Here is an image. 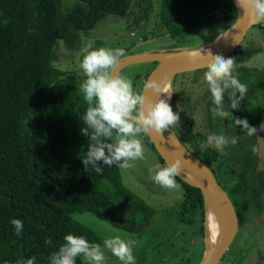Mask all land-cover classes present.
I'll return each instance as SVG.
<instances>
[{
    "label": "trees",
    "instance_id": "16d2710c",
    "mask_svg": "<svg viewBox=\"0 0 264 264\" xmlns=\"http://www.w3.org/2000/svg\"><path fill=\"white\" fill-rule=\"evenodd\" d=\"M66 1L0 0V264L26 262L33 256L35 264H51L50 257L68 234L100 244L93 229L73 218L75 211H90L132 232H142L154 214L143 198L123 185L117 165L101 162L102 173L85 171L82 158L90 136L82 134L88 104L80 85L87 77L55 65L56 49L61 39H69L68 32L86 36L106 15L129 14L133 0H70L65 5ZM171 11L177 14V23L168 22ZM215 13L225 19V29L236 18L231 0H159V17L172 34L196 28ZM248 55L250 49L239 45L227 58L240 64ZM151 69L145 72L143 84ZM191 103L184 97L183 110L191 111ZM182 118L170 131L214 172L218 150L214 146L200 149L210 133L191 131ZM262 121L264 108L253 127ZM176 178L183 187L176 215L190 224L198 215L203 238V196L197 187ZM234 205L242 226L248 220L242 210L247 204L234 201ZM12 219L23 222L19 235ZM76 264H83V256L76 258Z\"/></svg>",
    "mask_w": 264,
    "mask_h": 264
},
{
    "label": "rangeland",
    "instance_id": "374dc122",
    "mask_svg": "<svg viewBox=\"0 0 264 264\" xmlns=\"http://www.w3.org/2000/svg\"><path fill=\"white\" fill-rule=\"evenodd\" d=\"M73 1L69 0L64 4L68 5ZM158 11L159 0H133L129 14L106 15L86 36L68 32L69 39H61L56 49L55 65L61 69L78 71L79 75L85 77L81 63L86 48H123L126 55L144 51L198 48L216 39L227 26L225 19L215 13L210 20L202 22L196 28L181 34H172L161 21ZM178 21L177 14L171 11L168 14V22ZM257 23L247 30L239 44L241 49H250V55L240 64L235 63L233 75L247 86V91L239 109L228 108L232 116L222 119L212 114V96L204 79L207 67L178 73L174 76L173 85L171 84V96L174 92L173 111L178 113L180 118L183 116L184 121L187 119L186 123L191 126V131L239 137L237 144H229L222 151L218 150L217 161L213 167L216 179L230 198L229 184L237 180L239 168L251 173L252 166L248 165L254 162L257 164V170L264 176V129H261L264 121L257 124V133L252 136L247 135L242 126H236L234 123L235 118L247 119L253 127L256 115L264 108V24L258 26ZM154 63L155 61H144L127 64L118 74L130 78L134 91L141 93L145 72L151 69ZM184 97L192 102L191 111L183 110ZM225 103L226 106L231 104L227 94ZM179 124L180 121L174 126ZM138 138L144 146V158L130 161L132 167L121 169V175L123 185L143 198L154 210L145 229L142 232L128 231L97 218L90 211H75L72 216L98 234L102 247L105 239L115 235L126 241L135 240L133 254L136 264H197L205 248L204 240L199 234V216H196L192 224L178 219L176 211L182 199V184L176 178L179 187L169 189L151 179L157 171L155 166L163 165L145 133H141ZM254 146L256 152H253ZM259 194L257 198L264 205V182ZM247 199H250L249 194ZM261 209L248 210V220L239 226L218 264H264V209ZM104 253V264H122L106 248ZM83 264H87L84 258Z\"/></svg>",
    "mask_w": 264,
    "mask_h": 264
},
{
    "label": "clouds",
    "instance_id": "9594fccd",
    "mask_svg": "<svg viewBox=\"0 0 264 264\" xmlns=\"http://www.w3.org/2000/svg\"><path fill=\"white\" fill-rule=\"evenodd\" d=\"M237 6L244 8L256 21H264V0H237ZM125 55L126 51L123 48L84 49L81 68L87 78L80 85V90L84 93L88 108L83 116L85 127L82 134L90 136L88 151L82 158L85 171L91 168L98 174L102 173L101 162L108 167L113 165L121 169L132 167L130 161L144 158V146L138 138L141 133L151 132L162 136L165 130L180 121L179 114L173 111L168 100L161 98L164 94L171 97L166 77L161 82H145V89H152L156 93L155 101L146 104V97L134 91L130 78L112 71ZM191 55L198 56L200 53L195 52ZM208 55L211 60L207 63L208 70L204 73V79L212 96L211 112L216 117L229 118L232 113L228 108L239 109L240 102L245 98L247 86L233 75L235 66L233 58L213 55L211 52ZM225 94L231 100L230 106H226ZM234 123L236 126H242L249 136L257 133V129L250 126L247 119L235 118ZM261 129H264V124L261 125ZM238 139V136L213 133L207 136L206 144H200V149L203 151L207 146H214L222 151L229 144H237ZM256 151L254 146L253 152ZM155 167L157 171L151 179L156 184L169 189L179 187L176 177L183 171L181 160L166 163L164 166L157 164ZM11 224L19 235L23 230V222L12 219ZM64 241L58 251L50 257L51 264H76L78 256H83L87 264H104L105 248L122 264H136L133 254L135 240L126 241L115 235L105 239L102 247L101 244L90 243L83 236L68 234ZM46 243H51V240ZM35 259L33 256L26 262L18 260L16 264H35Z\"/></svg>",
    "mask_w": 264,
    "mask_h": 264
},
{
    "label": "water",
    "instance_id": "95a60500",
    "mask_svg": "<svg viewBox=\"0 0 264 264\" xmlns=\"http://www.w3.org/2000/svg\"><path fill=\"white\" fill-rule=\"evenodd\" d=\"M231 1L236 10V18L232 26H230L233 28L232 35L223 45L214 49H208L207 44H204L198 48L144 51L137 54H129L120 58V61L112 71L118 74L127 64L155 61L156 65L150 70L145 82H161L166 77L171 86V81L176 74L207 67V63L211 60V57L208 55L209 52L213 55H221L227 58L239 46L247 30L253 24L257 23L244 8L237 6V0ZM195 52L200 53V55L192 56L191 54ZM159 55L166 57L165 59H160L158 57ZM153 93L154 90L145 89L143 86L141 94L146 97V104L151 101L150 97ZM167 132L164 131L162 136L151 132L146 134L159 155L163 158L165 164L174 163L176 160L182 161L183 171L178 177L190 186L197 187L200 190L204 201L203 240L205 248L199 264H218L234 239L238 229V217L234 204L219 184L211 167L192 150L188 149L170 129H167ZM209 206L218 212L224 232V235L219 239L213 249L207 245V226H205Z\"/></svg>",
    "mask_w": 264,
    "mask_h": 264
},
{
    "label": "flooded vegetation",
    "instance_id": "af4514ba",
    "mask_svg": "<svg viewBox=\"0 0 264 264\" xmlns=\"http://www.w3.org/2000/svg\"><path fill=\"white\" fill-rule=\"evenodd\" d=\"M248 166H252L251 173L247 172L246 170L244 171L243 168H239L237 180L235 182L232 181L231 184H229L231 200L233 204L234 201H241L243 203L245 201L247 204L245 210L242 208L244 215H246L248 210L251 208L254 210H259L261 208L264 209L263 203L259 200V198H257V196L260 195V189H262L263 186L264 176L260 170H257L256 163L253 162ZM234 185H236V188H234ZM248 194L250 195V199H247ZM247 207H249V209H247Z\"/></svg>",
    "mask_w": 264,
    "mask_h": 264
},
{
    "label": "bare ground",
    "instance_id": "6f19581e",
    "mask_svg": "<svg viewBox=\"0 0 264 264\" xmlns=\"http://www.w3.org/2000/svg\"><path fill=\"white\" fill-rule=\"evenodd\" d=\"M227 30H225L226 32L224 31V33L219 35L213 41L207 43V48L208 49H214L216 47L223 45V43L227 42L232 35L233 28L230 27ZM158 57L160 59H165L166 56L159 55ZM167 83H168L169 94H171V86H170L168 81H167ZM161 98L167 99L169 103L171 102V97L169 98L167 96V94H164ZM155 99H156V93L154 92L151 95L150 100L155 101ZM165 132L168 133L167 130H165ZM205 226H207V245H209L210 248L213 249L214 246L219 241V239L224 235V232H223V229L221 226L219 214L211 206H209V208L207 210V223H205Z\"/></svg>",
    "mask_w": 264,
    "mask_h": 264
},
{
    "label": "crops",
    "instance_id": "0c3cea01",
    "mask_svg": "<svg viewBox=\"0 0 264 264\" xmlns=\"http://www.w3.org/2000/svg\"><path fill=\"white\" fill-rule=\"evenodd\" d=\"M224 30H226V29H224ZM224 30H223V31H224ZM221 32H222V31H221ZM200 260H201V259H200ZM200 260H199V262H200ZM199 262H198V263H199Z\"/></svg>",
    "mask_w": 264,
    "mask_h": 264
}]
</instances>
